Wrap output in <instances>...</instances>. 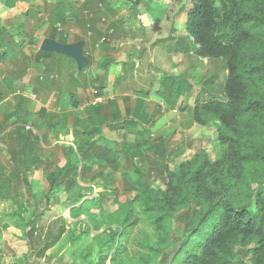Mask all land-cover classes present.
Here are the masks:
<instances>
[{
    "label": "trees",
    "instance_id": "1",
    "mask_svg": "<svg viewBox=\"0 0 264 264\" xmlns=\"http://www.w3.org/2000/svg\"><path fill=\"white\" fill-rule=\"evenodd\" d=\"M1 1L9 9L17 2ZM97 2L104 6L106 0ZM90 3L54 0L50 9L44 4L28 6L16 20L0 17V65L8 60L13 63L14 85L22 88L17 81L26 73L25 61L44 58L51 67L56 61L52 54L66 57L40 50L41 38L65 43L66 33H58L53 23L69 26L71 19H76L71 10L87 8ZM32 19H47L50 27L45 35L39 34L38 27L26 26L25 20ZM157 24L158 20L154 30ZM184 25L193 42L190 52L207 60H220L225 72L221 95L212 93L205 101H195L191 111L198 125L217 123V154L211 157L201 151L169 168L163 156L164 141L158 137L153 146L163 160L162 186H153L136 166L135 181L121 173L123 188L119 191L100 170L103 162L116 168L119 149L102 143L105 139L101 133L107 122L114 123L110 128L113 133L126 124L118 125L119 118H109L103 111L104 102L98 103L88 106V127L73 124V141L61 145L62 162L45 172L48 189L41 193L29 179V172L39 162V140L47 133L43 130L54 128L57 122H49L45 128L42 118L36 124L30 120L35 131L25 130L24 123L30 117L27 111L20 114L18 108L5 114L0 123V142L14 133L16 142L9 150L12 166L11 177L5 178V197L11 198V193L18 196L15 187L21 183L33 199L31 208L24 207L18 198L13 200L18 208L8 215L9 219L23 235L33 236L35 224L44 214L37 212L42 199L45 209L58 203L68 209L73 220L59 216L58 232L48 234L44 245L30 248L28 254L37 250L42 257L50 251L48 258L55 259V264H264V0H190ZM27 48L29 53L25 52ZM107 64L109 61L102 66ZM168 80L173 78L169 76ZM204 83L212 86L214 79ZM180 88H176L175 96ZM6 94L0 85V103ZM72 96L76 95L69 92L68 98ZM12 116L8 130L3 124ZM146 144V140L130 143L126 149L136 156ZM97 181L101 191L95 196L92 184ZM108 197L118 201L113 210L104 206Z\"/></svg>",
    "mask_w": 264,
    "mask_h": 264
},
{
    "label": "rangeland",
    "instance_id": "2",
    "mask_svg": "<svg viewBox=\"0 0 264 264\" xmlns=\"http://www.w3.org/2000/svg\"><path fill=\"white\" fill-rule=\"evenodd\" d=\"M84 1L81 0V2ZM97 1L90 0L91 3L87 8L81 9L80 7L71 10V16L76 18L72 26H64L57 21L53 23L58 33L59 31L66 33V39L75 41L81 38L84 41L83 49L90 57L92 65L91 69L88 67L90 70L85 68L80 75V80L83 82L82 87L96 85L93 82V76H98L97 69L103 67V61H110L113 68L119 64L122 66L125 62L126 65H130L138 61L140 68L137 73L130 75L126 74L125 70L127 79L119 80L116 77V83L111 87H114L117 92L116 85L123 82L132 95L139 91L143 94V98L153 102L149 105L151 107L149 113L140 116L124 112L120 107L122 102L126 105L128 102L134 103L135 100L127 96H117L119 93L121 95L122 91L117 94L112 93V98L103 103V111L108 114L109 118H119L117 124L126 125L119 129L118 133L123 137L121 139H118L120 136L117 132L113 133L110 129L114 123L107 122L108 127H102L101 134L105 139L102 143L111 148L117 146L119 153L115 169L103 162L100 170L105 174L106 181L114 183L119 191L123 188L121 173L127 179L135 181L138 176L136 166L146 174L153 186H162L163 160L159 153H155L157 149L153 146L158 137L164 141L162 150L165 154L163 156L169 168L176 167L181 161L190 159L201 151H205L211 157L219 151L215 136L217 123L198 125L193 122L191 111L195 101H205L212 93L216 96L221 95L225 77L222 62L218 59L200 58L190 52L193 42L187 35L184 25L190 0H106L104 6H100ZM53 2L54 0H17L14 8L9 9L0 0V17L6 21L16 20L28 6L44 4L50 9ZM156 20L158 24L154 30L153 24ZM25 23L29 29L38 27L39 34L42 35H45L50 27L47 19L25 20ZM25 52L29 53V48ZM17 56L18 63L23 65L21 56ZM176 59L184 60L180 67L176 66L177 70L174 67ZM24 64L33 67L30 72L35 74L36 79L29 81L25 73L17 81L22 86L21 89L14 85L13 63L8 60L0 65V85L7 92L4 101L0 103V123L5 114L13 113L18 108L21 110L20 114H24V110L30 114L24 125H30L31 129L25 130L35 131L33 129L35 125H32L30 120L36 124L39 118H42L45 128L49 122H57L54 128L43 130L47 133L45 139L39 140L37 151L39 162L29 172V179L35 182L38 191L43 193L48 189L44 177L45 172L52 169L56 163L62 162L64 153L62 146L71 144L73 141L74 136L71 133L73 124L79 122V126L88 127L90 125L88 121L90 113L86 103L88 98L86 99L83 94L79 97L75 96L76 98L74 96L68 98L67 95L64 99H59L57 95L53 98L48 96L47 82L54 79H50L49 75H55V73L50 72L48 66L40 62L27 60ZM162 64H165L167 68H164ZM112 76L107 78L105 84H108L109 78L114 80ZM169 76L173 80L167 81ZM208 78L214 79L212 86L204 83ZM172 82L176 84L171 87ZM179 85L181 86L180 93L175 96V90ZM91 90L89 96H91ZM52 115L55 116L51 117ZM13 120L14 116L4 123L3 127L9 130L11 128L9 123ZM128 121L134 122L128 124ZM14 136L15 133L0 142V264H55V259L48 258L50 251L46 252L45 256L39 257L36 254L37 250L28 254L29 249H38L44 245V239L48 234L58 232L59 216L65 217L69 222L73 220L69 218L68 209H62L58 203L51 205L49 210L45 209L42 199L37 212L44 211V214L36 222L33 236L23 235L9 219L8 215L18 208L13 200L18 198L20 203L27 208H31L33 201L21 183L15 187L18 196L11 193V198L5 197L8 189L5 178L11 177L9 171L12 166L9 150L16 146ZM144 140L147 144L138 155L135 156L126 149L127 144ZM58 141L61 142L58 143ZM114 141L118 144L116 145ZM94 175L92 173L91 177ZM99 181L101 182V178ZM99 181L91 183L95 196L101 191ZM60 196L64 197L62 193ZM122 198V196L119 197V200ZM117 204L118 201L111 197L104 201V206L111 210L115 209ZM80 218L83 219V216ZM66 260L68 258H65Z\"/></svg>",
    "mask_w": 264,
    "mask_h": 264
},
{
    "label": "crops",
    "instance_id": "3",
    "mask_svg": "<svg viewBox=\"0 0 264 264\" xmlns=\"http://www.w3.org/2000/svg\"><path fill=\"white\" fill-rule=\"evenodd\" d=\"M73 23V20L71 19L69 26ZM45 37H42V39ZM41 39V40H42ZM55 40V39H54ZM57 41V40H56ZM76 41H70L69 39H66L65 43H73ZM39 48V47H38ZM134 50V49H132ZM131 50V51H132ZM83 53L84 55L87 57L88 55L86 54V51L83 49ZM132 54V53H131ZM132 56V55H131ZM53 59H56V61L50 66L48 70L53 71L55 73V75L50 74L49 77L50 80L47 82V90L48 96H51L52 98L54 97V95L57 97H59V99H64L67 97L68 93L71 92L76 96H81L82 94L84 95V97L89 98V92L91 90V88L93 89L98 87V85H102V90L104 91H108L110 93H119V91H122L121 95H117L120 97H131L134 100V103L132 102H128L126 105L122 102H119L120 107L124 110V112H131L134 114H137L138 116L145 114V113H149V109L151 108L149 105L152 104V101H147L145 98L142 97V93H139V91L137 92V94L132 95L128 90H127V85H125L123 82H119L118 85H116L115 89L117 88L118 91L116 92L114 90V87H111L112 85H114L116 83L117 78L119 80H121V78H123V80H126L128 76H125L124 71L126 70V74H130L133 75L134 73H137L139 67V62H135L134 64H128L126 65V62L122 64V66L119 65H115V67L113 68V66H111L110 61L109 64H107L106 66L104 65L102 68H96L98 70V76L94 75L93 77V82L96 84L95 86L91 87L86 86V88L82 87L83 82L80 80V75H82V71L79 72V68L77 67V64L75 62L74 59H70L69 56H58V55H54L52 54L50 56ZM89 57V56H88ZM87 57V58H88ZM91 60V59H90ZM108 61V60H107ZM32 62H40L42 64H46V60L44 58H41L39 60H33ZM105 62V61H103ZM184 62L183 59H176L175 63H174V67L176 66H181L182 63ZM88 63H89V59H88ZM92 63V61L90 62ZM180 63V64H179ZM88 65V64H87ZM91 65L89 64L88 67L91 69ZM164 68L167 66L165 64ZM101 66V65H100ZM111 66V67H110ZM87 67V68H88ZM33 68L32 66H27L26 68V77L29 78V81H34L36 79L35 74L30 72V69ZM88 68V69H89ZM178 67H176L177 70ZM89 69V70H90ZM79 75V76H78ZM113 75L112 77H114V80H110V78L108 79V84H105V81L107 80V78ZM117 77V78H116ZM132 92V90H130ZM134 92V91H133ZM88 95V96H87ZM85 99V100H86ZM121 100V99H120ZM142 100V101H141ZM145 101V102H143ZM118 104V103H117ZM154 104H157L154 102ZM147 108V110H146Z\"/></svg>",
    "mask_w": 264,
    "mask_h": 264
},
{
    "label": "water",
    "instance_id": "4",
    "mask_svg": "<svg viewBox=\"0 0 264 264\" xmlns=\"http://www.w3.org/2000/svg\"><path fill=\"white\" fill-rule=\"evenodd\" d=\"M83 40L73 43H61L51 38H43L39 49L45 52H56L71 57L75 60L77 67L81 69L88 64V58L83 53Z\"/></svg>",
    "mask_w": 264,
    "mask_h": 264
},
{
    "label": "built area",
    "instance_id": "5",
    "mask_svg": "<svg viewBox=\"0 0 264 264\" xmlns=\"http://www.w3.org/2000/svg\"><path fill=\"white\" fill-rule=\"evenodd\" d=\"M110 92H105L104 90H100L97 88H93L91 90V96L87 99V106H93L96 105L98 103H103L105 102L107 99L112 98L111 97ZM34 96V95H33ZM26 129H31V127L29 125H25ZM61 141H58V143H60Z\"/></svg>",
    "mask_w": 264,
    "mask_h": 264
}]
</instances>
